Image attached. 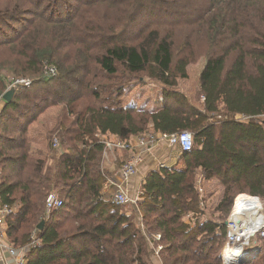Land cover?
I'll return each mask as SVG.
<instances>
[{"label": "trees", "instance_id": "obj_1", "mask_svg": "<svg viewBox=\"0 0 264 264\" xmlns=\"http://www.w3.org/2000/svg\"><path fill=\"white\" fill-rule=\"evenodd\" d=\"M109 2L115 19L89 11ZM178 27L187 28L180 43ZM200 53L194 104L176 87ZM9 74L30 80L0 99V205L13 207L5 233L16 248L34 227L40 240L24 264H151L143 234L153 233L162 264H223L235 197L264 201V0H0V97ZM142 76L162 87L155 110L123 104ZM81 88L88 101L78 107ZM55 106L65 110L37 147L29 127ZM183 130L192 148L145 176L135 208L103 197L100 136ZM212 179L224 188L219 215L191 226L185 216L205 213L199 190ZM53 191L63 205L45 217ZM256 242L262 250L242 264H264V236Z\"/></svg>", "mask_w": 264, "mask_h": 264}, {"label": "built area", "instance_id": "obj_2", "mask_svg": "<svg viewBox=\"0 0 264 264\" xmlns=\"http://www.w3.org/2000/svg\"><path fill=\"white\" fill-rule=\"evenodd\" d=\"M48 74L55 75L56 69L54 66L47 67ZM30 83L29 79L19 78L15 79L13 82L10 80V84L8 88L12 85L17 84H25L28 85ZM1 101H3L2 96L0 97ZM0 101V102H1ZM236 120L245 121L247 117L236 115ZM158 140L166 141L171 147H176L180 152L189 151L193 146V135L191 132L187 130H183L180 132L174 133H152L150 131L144 132L141 135L132 136L127 141L121 139L109 140L102 139V143L104 144L103 150V158L107 156L108 151H112L114 149L119 150H133L136 149L137 152L127 160H124L119 167L120 178L123 182L127 181L135 172L137 165L142 160V153L149 150L150 147L156 143ZM54 146H58L57 140L53 143ZM160 167H164L163 164H160ZM141 188L138 190L136 196L130 197L126 191H124L120 186H118L117 190L111 195L110 200L119 205H133L136 206L138 196L141 193ZM245 196L247 198L256 199L259 204V208H257L258 218L261 219L257 227H253V229L244 228L241 225V220L238 217H234L232 212L226 221V234H225V243L222 247L221 257L223 264H238L240 258H242L248 250L245 249V246H250L253 242L256 243L257 239L254 237L257 235L264 236V212L261 206L260 200L258 197L249 196L247 194L241 193L238 194L234 199V204L236 199ZM63 205L62 198L58 197L55 192H50L44 204L45 217H48L51 212L58 210ZM13 210L12 206L9 205H0V263L1 264H24L25 263V254L31 248L35 247L40 243V240L36 236V232L34 231L30 237V241L19 247H13L6 236L5 233V218L9 215ZM245 211V209H244ZM192 212L188 213L185 216L184 221L188 224H194L196 219L199 221H205L207 218L203 216L204 214H200L199 216ZM139 227L143 230L142 222L138 221ZM151 253L156 258L159 259V253L164 248V245L161 243V235L159 233L151 234ZM254 239V240H253ZM241 251L239 255H233L231 253L235 247H238Z\"/></svg>", "mask_w": 264, "mask_h": 264}, {"label": "rangeland", "instance_id": "obj_3", "mask_svg": "<svg viewBox=\"0 0 264 264\" xmlns=\"http://www.w3.org/2000/svg\"><path fill=\"white\" fill-rule=\"evenodd\" d=\"M89 11L92 13V15L95 18H101V19H115L117 17L114 7H112L109 3H106L104 5H100L97 8H92L89 9ZM116 16V17H114ZM139 21L137 24L134 25V27L139 26ZM139 27L134 28V29H129L127 31V33H134V31H136ZM187 28L185 27H178L176 29V38L178 40V42L180 43L183 36L185 35V33ZM201 42V41H200ZM198 45V44H197ZM200 46V45H199ZM198 47V46H197ZM65 52V51H63ZM202 54L200 53V55H196V57L194 58L193 62H191L187 67H186V72H187V78L185 79H178L177 81V90H179L181 93H183L185 96H187V98L189 99L190 102L194 103V104H198L199 101L197 100V95H198V81H199V75L201 70L204 67L205 64V60L204 57L202 56ZM94 64L91 63L90 68H92V70H94L93 68ZM94 73V71H93ZM8 79V85L10 84V80H12V76L9 74L7 75ZM19 79V78H18ZM8 88V86H7ZM7 90V89H6ZM5 90V91H6ZM4 91V92H5ZM162 87L160 84L154 82L153 80H150L149 78L142 76L139 78V80L137 82H132L127 84V86L125 87V92L123 95V104L124 105H135L137 108H145V109H151V110H155L156 108L161 107V97H162ZM81 96L80 98L77 99L76 105L78 107H81L83 104H85L88 101V97L85 96L86 90L84 88H81ZM3 95V94H2ZM62 110L64 111L65 109L61 106H55L50 108L49 110H47L38 121H36V123H33L30 127V134L34 137L33 142L37 143V147H41V148H46L45 146H43V133L51 126L52 122L54 123V119H56L57 115L59 116L60 112H62ZM35 146V145H34ZM59 146H56L55 148H57ZM54 148V147H53ZM202 184V183H201ZM206 184H202V187H205ZM207 187V186H206ZM209 188H206V195L202 194V205L204 206V211L205 213L203 216H205V218L209 219V218H213L216 219L217 216L219 215L218 212L215 211V207L217 205V203L219 202L222 193H223V188L222 186L220 187V185H218V183L216 181H212L210 184H208ZM55 192V191H53ZM56 193V192H55ZM56 195L58 197H60L57 193ZM204 195V196H203ZM255 201V204L258 206L259 208V204L257 203L256 199H253ZM261 206L263 208V212H264V201H260ZM126 208H131L132 205H125ZM235 208V204L234 201L232 202L230 208H229V212L227 214V216H225L223 219L225 220V223L228 219V217L230 216L231 212L233 211V209ZM223 216V215H222ZM192 226V224H191ZM36 227H34L31 231L30 237L32 235V233L35 230ZM148 247H147V252H148V256H149V261H151V264H162L159 259H156L152 253H151V235H146L143 234ZM37 236V234H36ZM258 236L256 235L254 237V239H257ZM253 239V240H254ZM163 244V243H162ZM258 242L256 243H252L250 246H245V249L248 250L247 253L240 258V264H242L245 260V258H247L248 256H253L255 253L257 254L260 250H262L261 245H257ZM257 245V246H256ZM223 246V245H222ZM220 254L222 251V247L220 248Z\"/></svg>", "mask_w": 264, "mask_h": 264}, {"label": "crops", "instance_id": "obj_4", "mask_svg": "<svg viewBox=\"0 0 264 264\" xmlns=\"http://www.w3.org/2000/svg\"><path fill=\"white\" fill-rule=\"evenodd\" d=\"M100 137L101 139L109 140L117 139L116 136L110 134ZM136 152V149L127 150L125 152H122V150H112L107 152V156L105 158L102 156V166L105 171L106 178L101 191L103 197L110 199L111 195L117 190L118 186L126 191L130 197L136 196L138 190L142 188L141 185L143 179L151 170L157 169L160 167V164H163L165 167L175 166L179 163L181 154V152L176 147H171L164 140H158L150 147L149 150L142 153V160L137 165L136 172L127 181L123 182L119 174V167L121 166L120 163L132 157ZM212 181H216L220 187L222 186L216 179L203 182V184H206L207 187H202L199 190L201 191V197L202 194L206 195V188H209L208 184H210ZM132 207L135 208L136 206L132 205ZM137 219L139 220L138 217Z\"/></svg>", "mask_w": 264, "mask_h": 264}, {"label": "bare ground", "instance_id": "obj_5", "mask_svg": "<svg viewBox=\"0 0 264 264\" xmlns=\"http://www.w3.org/2000/svg\"><path fill=\"white\" fill-rule=\"evenodd\" d=\"M257 208L258 206L255 204L253 199L241 196L236 199L235 208L233 209L232 214L234 217L240 218L241 225L244 228L253 229V227H257L261 220L258 218ZM232 252L233 253L231 254L233 255L230 256L239 255L241 253L239 246L235 247Z\"/></svg>", "mask_w": 264, "mask_h": 264}, {"label": "water", "instance_id": "obj_6", "mask_svg": "<svg viewBox=\"0 0 264 264\" xmlns=\"http://www.w3.org/2000/svg\"><path fill=\"white\" fill-rule=\"evenodd\" d=\"M16 89V86L15 85H12L10 86L9 88H7V90L3 93L2 95V99L3 101L5 102H9L11 101L12 97H13V94H14V91ZM263 124H264V120H263ZM43 222H41L42 224ZM41 224L39 225V228L41 227ZM241 261H239L238 264H240Z\"/></svg>", "mask_w": 264, "mask_h": 264}]
</instances>
